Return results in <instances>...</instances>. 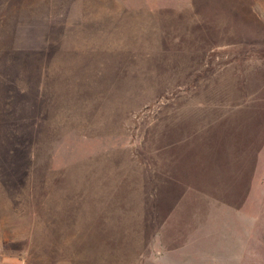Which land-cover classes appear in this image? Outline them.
Wrapping results in <instances>:
<instances>
[{
    "label": "rangeland",
    "instance_id": "obj_1",
    "mask_svg": "<svg viewBox=\"0 0 264 264\" xmlns=\"http://www.w3.org/2000/svg\"><path fill=\"white\" fill-rule=\"evenodd\" d=\"M0 264H264V0H0Z\"/></svg>",
    "mask_w": 264,
    "mask_h": 264
}]
</instances>
